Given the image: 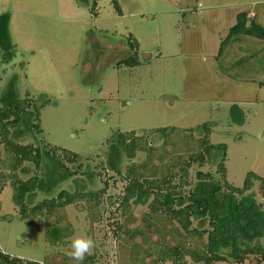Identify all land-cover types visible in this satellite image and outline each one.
Returning a JSON list of instances; mask_svg holds the SVG:
<instances>
[{
	"label": "rangeland",
	"instance_id": "374dc122",
	"mask_svg": "<svg viewBox=\"0 0 264 264\" xmlns=\"http://www.w3.org/2000/svg\"><path fill=\"white\" fill-rule=\"evenodd\" d=\"M117 1L122 14L112 0H0V15H11L16 45V57L0 63V94L13 84L20 99L28 94L39 105L48 99L37 137L78 153L84 170L95 172L91 189L105 191L95 209L97 220L83 201L56 212L52 221L70 234L52 245L45 218L22 219L7 183L0 193V250L11 256L75 264L65 253L79 234L95 241L90 256L96 264L154 263L158 255L145 252L160 240L153 228L159 223L147 219L153 195L132 201L128 211L121 209L126 180L107 166L106 142L116 131L144 133V147L145 142L152 146L133 159L123 156V173L149 157L147 174L159 178L172 172L174 183L183 174L186 191L198 184L199 170L220 180L221 157L215 151L203 166L193 162L183 168L204 151L201 128L206 124L209 141L227 145L230 183L242 186L251 171L264 177V40L246 36L240 49L228 44L220 54L239 13H254L251 17L264 26V0ZM130 37L138 42L140 62L119 64L134 52ZM31 141L35 137L23 139ZM0 157H5L3 147ZM66 164L75 170L78 162ZM25 166L23 178L36 173L34 164ZM73 179H65L59 190L70 188ZM252 191L263 200L260 181ZM48 195L39 190L36 201ZM135 230L143 233L131 237L129 231ZM214 264L264 262L251 256L244 263Z\"/></svg>",
	"mask_w": 264,
	"mask_h": 264
},
{
	"label": "trees",
	"instance_id": "16d2710c",
	"mask_svg": "<svg viewBox=\"0 0 264 264\" xmlns=\"http://www.w3.org/2000/svg\"><path fill=\"white\" fill-rule=\"evenodd\" d=\"M89 1V0H87ZM122 14L117 0H112ZM96 2L94 3V6ZM249 12H241L237 22L230 28L227 37L222 41L220 54L228 44L234 50L240 49L246 36L264 40V26L249 16ZM10 13L0 15V63H9L16 57V45L10 34ZM247 41V40H246ZM132 55L119 61V64H139L138 42L130 37ZM48 100V99H47ZM47 100L40 105L28 94L24 99L17 97L15 85H9L4 94H0V149L3 147L5 157H0V193L7 183L13 188V200L19 208L24 220H40L45 218L46 240L55 245L70 233L52 221L56 212L66 206L80 201L87 203L93 220L98 216L96 208L102 204L104 190H92L94 173L84 170L80 155L71 150L44 143L37 136L43 132L41 127V109ZM206 131L202 140L204 151L191 157L185 168L198 162L203 166L213 151L220 155L218 164V180L213 174L197 171L198 184L185 190L188 182L181 179L174 183L175 173L169 172L159 178H153L149 157L144 163L130 164L122 172L121 159H133L140 151H149L150 142H144L143 134L135 131H116L106 142L107 166L124 176L126 185L120 206L128 211L131 202L140 197L153 195L149 204L147 219L155 220L154 231L160 233V240L150 245L147 251L155 253L158 258L153 264H214L218 261L244 263L251 256H258L264 262V177L248 172L242 186H235L227 180L225 165L227 145L211 143L210 126L203 124ZM174 130V129H172ZM162 132L166 135L167 129ZM35 137V141L24 143L23 139ZM26 162L34 164L36 173L23 178L27 171ZM77 163L72 170L66 164ZM44 168V175L39 171ZM153 169L152 166L150 168ZM82 174L83 177H78ZM72 177L70 188L60 189L61 183ZM261 182L263 200L259 201L252 191L255 182ZM49 193L48 197L36 201L38 192ZM199 222L205 227L194 226ZM152 223L149 224L151 227ZM131 237L142 234L141 230L129 231ZM144 235V234H143ZM146 238V235H144ZM0 264H43L32 260L11 256L0 250ZM51 264V263H48ZM83 264H96L93 256H87Z\"/></svg>",
	"mask_w": 264,
	"mask_h": 264
},
{
	"label": "clouds",
	"instance_id": "9594fccd",
	"mask_svg": "<svg viewBox=\"0 0 264 264\" xmlns=\"http://www.w3.org/2000/svg\"><path fill=\"white\" fill-rule=\"evenodd\" d=\"M95 246V241L91 237L76 234L71 238L69 250L65 254L75 264H83L85 258L92 254Z\"/></svg>",
	"mask_w": 264,
	"mask_h": 264
},
{
	"label": "crops",
	"instance_id": "0c3cea01",
	"mask_svg": "<svg viewBox=\"0 0 264 264\" xmlns=\"http://www.w3.org/2000/svg\"><path fill=\"white\" fill-rule=\"evenodd\" d=\"M253 15H254V13H250V14H249V16H253ZM255 16H256V15H255ZM260 48H261V47H260Z\"/></svg>",
	"mask_w": 264,
	"mask_h": 264
}]
</instances>
